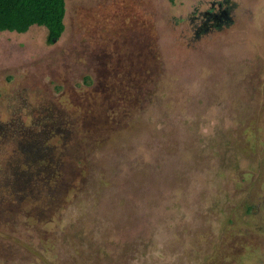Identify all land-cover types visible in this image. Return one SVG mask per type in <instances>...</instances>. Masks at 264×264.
Here are the masks:
<instances>
[{"label":"rangeland","instance_id":"1","mask_svg":"<svg viewBox=\"0 0 264 264\" xmlns=\"http://www.w3.org/2000/svg\"><path fill=\"white\" fill-rule=\"evenodd\" d=\"M0 264H264V0L0 32Z\"/></svg>","mask_w":264,"mask_h":264},{"label":"trees","instance_id":"2","mask_svg":"<svg viewBox=\"0 0 264 264\" xmlns=\"http://www.w3.org/2000/svg\"><path fill=\"white\" fill-rule=\"evenodd\" d=\"M63 17L64 0H0V32L24 33L31 26L43 27L51 42L63 31Z\"/></svg>","mask_w":264,"mask_h":264},{"label":"flooded vegetation","instance_id":"3","mask_svg":"<svg viewBox=\"0 0 264 264\" xmlns=\"http://www.w3.org/2000/svg\"><path fill=\"white\" fill-rule=\"evenodd\" d=\"M214 4L215 2L210 3L208 10L199 13V27H218L221 23L229 20L226 17V11L220 8V4L217 3L216 7H214ZM192 19H196V16L192 17Z\"/></svg>","mask_w":264,"mask_h":264},{"label":"water","instance_id":"4","mask_svg":"<svg viewBox=\"0 0 264 264\" xmlns=\"http://www.w3.org/2000/svg\"><path fill=\"white\" fill-rule=\"evenodd\" d=\"M55 39H52L51 42H54Z\"/></svg>","mask_w":264,"mask_h":264}]
</instances>
